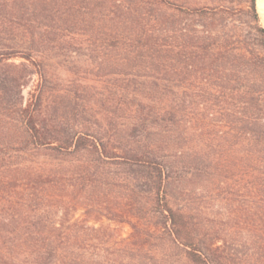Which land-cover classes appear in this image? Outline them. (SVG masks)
<instances>
[{
  "label": "trees",
  "instance_id": "1",
  "mask_svg": "<svg viewBox=\"0 0 264 264\" xmlns=\"http://www.w3.org/2000/svg\"><path fill=\"white\" fill-rule=\"evenodd\" d=\"M69 53L104 79L95 110L50 87ZM218 169L244 177L257 238L256 0H0V264H232L202 219Z\"/></svg>",
  "mask_w": 264,
  "mask_h": 264
},
{
  "label": "rangeland",
  "instance_id": "2",
  "mask_svg": "<svg viewBox=\"0 0 264 264\" xmlns=\"http://www.w3.org/2000/svg\"><path fill=\"white\" fill-rule=\"evenodd\" d=\"M256 3L260 22L264 27V0H256ZM21 62L22 60L17 58L6 63L18 65ZM47 64L46 78L53 91L57 93L58 90L63 89L71 90L74 93L73 90L77 89L78 93L75 96L81 105L78 109L80 111L83 108L85 111H89L90 108L95 110L91 97L86 91L87 94L83 92L84 88L96 87L99 91L105 83L103 78L93 75L92 72L95 70L92 69L93 67L86 57L72 53L61 57L51 56V60ZM36 83L37 77L33 76L24 89L25 98ZM91 90L93 91V89ZM185 115L189 119L188 109L185 110ZM227 177L224 180L219 169L215 172L216 186L221 189L211 196L204 194L202 197V219L205 224L211 227L210 233L216 240L217 246L229 254L232 264H264V216L260 214L262 210L257 209L259 228L257 238L254 239L251 235L249 220L251 198L246 190L245 179L239 175H227ZM226 181L229 184L227 192L222 189L224 187L222 182ZM111 227L122 237L129 233V228L126 225H111Z\"/></svg>",
  "mask_w": 264,
  "mask_h": 264
}]
</instances>
